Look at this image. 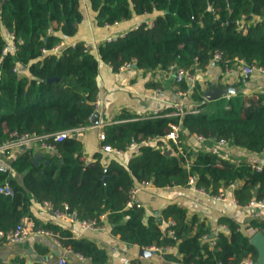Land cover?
I'll return each mask as SVG.
<instances>
[{
    "label": "trees",
    "instance_id": "trees-1",
    "mask_svg": "<svg viewBox=\"0 0 264 264\" xmlns=\"http://www.w3.org/2000/svg\"><path fill=\"white\" fill-rule=\"evenodd\" d=\"M80 1L0 0V143L13 131L45 134L90 125L99 59L113 71L132 59L135 68L142 70L176 65L193 71L195 62L203 67L219 52L231 63L242 59L264 66V0H87L99 27L128 20L133 14L152 15V25L141 23L122 37L99 42L97 55L83 40L53 51L62 40L73 37L83 21ZM3 28L12 32L17 46L5 54ZM218 65L223 69L222 63ZM49 77L58 79L48 83ZM179 88L185 89L187 84L182 81ZM191 99L199 109L196 114L132 120L136 116L123 112L115 117L117 122L105 124L101 145L124 150L132 140H145L125 164L101 147L86 161L80 138L57 143L56 150L37 164L32 162L33 148H24L12 158L10 169L0 167V184L8 181L13 188L11 196L0 194V230L13 228L30 213L33 202L49 201L56 207L66 203L82 219L107 212L112 233L126 243L175 247L179 259L174 253H162L169 261L232 264L249 258L256 262V247L233 219L218 220L229 232H218L211 248L202 239L205 233L209 236V230L195 216L187 217L177 204H168L160 217L146 216L143 207L124 208L130 188L142 180L155 187L185 186L191 176L197 187L211 194L241 181L232 190L238 205L264 201V163L257 171L248 158L232 162L200 148L190 155L193 160L186 168L175 146L170 154L161 149L170 125L179 124L182 136L223 138L233 147L258 154L264 148V91L256 95L236 92L228 99L207 101L195 86ZM103 154L110 155L105 163ZM167 220L173 223H165ZM251 227L264 230V220H252ZM35 228L57 232L60 243L88 258L89 264H108L103 248L85 237H73L59 222L40 224L35 220ZM13 264L25 262L16 259ZM33 264L47 263L38 260Z\"/></svg>",
    "mask_w": 264,
    "mask_h": 264
},
{
    "label": "crops",
    "instance_id": "crops-1",
    "mask_svg": "<svg viewBox=\"0 0 264 264\" xmlns=\"http://www.w3.org/2000/svg\"><path fill=\"white\" fill-rule=\"evenodd\" d=\"M80 9L83 13V21L78 24L77 32L73 37L67 40L64 39L61 42L65 46L66 44H73L76 40H83L96 55L97 44L106 36L125 35L129 30L136 28L143 22H153L152 15L143 14L138 16L133 14L128 20H122L107 28L104 26L99 27L95 23L94 12L90 9L87 0L80 1ZM3 34L6 36L4 28ZM245 77L237 69H232L230 73L224 74L218 63L210 60L201 72L195 74L194 87L198 86L200 88L203 92V97L204 90L211 85L218 89L229 85L230 89L226 93L230 95L229 97L236 92H243L244 94L248 92L250 95H256L264 91V75L254 72L247 78ZM179 83L175 82L173 74L167 69L142 70L133 67L128 70L113 71L109 64L99 59L96 75L98 88L96 96L98 108L96 111L99 112V124L117 122L114 121L115 117L123 112L138 116L159 110L169 114L167 116H171L170 113L174 111L172 104L176 101L182 102L184 108H197L191 99L192 93L186 96L178 94L179 91L186 90V88H179ZM226 94H222L220 98L228 99L229 97L227 98ZM204 99L207 100L205 97ZM98 131L99 128L94 127L87 130L80 138L83 142V156L86 161L90 160L91 155L101 147ZM183 141L182 147L188 149L191 156L200 148H204V150L217 152L232 162H238L243 158H248L251 163L261 161L257 154L249 153L244 149H239L229 144L219 146L213 140H195L192 134L183 135ZM172 145L170 142L163 140L161 149L164 151L169 150L167 154H170ZM136 148L137 146L119 156L120 160L125 164L130 153L136 152ZM33 150L34 153L41 152L44 157L46 155V153L35 148ZM108 155H102V162L105 163L110 158V155ZM12 158L13 155H9L7 158H0V167L10 169ZM192 160L190 159V162ZM240 183L241 181H236L227 189L225 187L218 188V192L215 195L222 191L226 196V200L215 199L209 195L211 193L199 191L195 181L194 185L165 187H155L150 183L149 187L138 191L136 198L142 203L146 216L154 215L160 217L162 209L170 203L181 206L185 210L187 217L195 216L209 230V236L205 233L209 237L208 240L213 238L214 234L218 232L228 234L229 231L226 225L218 221L223 217L235 220L239 225L240 231L247 235L250 240L254 234L263 230L261 228H252L251 221L260 222L264 220V204L255 203L251 206L236 204L232 190L238 187ZM21 219H24L27 226L33 229H36L35 220L40 224L59 222L70 230L73 237H85L93 241L98 247L103 248L108 257V264H145L149 262L153 264H182L177 260H166L162 256V253L166 251L174 253L176 258L179 259L180 255L175 252V247H165L163 249L145 248L150 251V254L142 256L138 252L139 246L122 241L117 235L112 233L109 225L107 229L102 231H82L75 224L69 225L54 219L51 214L45 211L42 203L33 202L30 206V213L24 215ZM209 247H211L210 243ZM59 256H65L67 264H89L88 258L80 257L75 252L67 250L63 245L61 247L55 246L48 236L37 232L31 233L24 240L15 243H0V263L3 264H13L16 259H23L25 264H33L38 260H44L47 264H57ZM253 264L260 263L256 261Z\"/></svg>",
    "mask_w": 264,
    "mask_h": 264
},
{
    "label": "built area",
    "instance_id": "built-area-1",
    "mask_svg": "<svg viewBox=\"0 0 264 264\" xmlns=\"http://www.w3.org/2000/svg\"><path fill=\"white\" fill-rule=\"evenodd\" d=\"M242 18L244 16L242 15ZM118 22H115L114 24H117ZM146 26L150 27L152 25V22L146 21L143 22ZM238 23V21H237ZM112 24L105 23L104 27H109ZM5 34H6V41L4 43L3 49H2V54H5L8 51H14L16 50L17 46L15 42L13 41L12 37L13 34L12 32L8 31L5 29ZM117 36L122 37L124 34H118V35H113V36H106L102 41H112L117 38ZM63 47L62 42L59 44L55 45L52 50L53 51H59L60 48ZM45 51V50H44ZM211 61L216 62V63H222L223 64V73L228 74L232 69H237L243 76H248L254 72L259 73L260 75H264V66L258 65V64H248L244 62L242 59H238L236 62L231 63L229 59L227 58H222L221 54L219 52H214L212 54V59ZM135 64V61L132 59L128 62H125L122 64L118 71L122 70H128L130 68H133ZM205 66L200 67L198 65V62L194 63V68L193 71H190L189 69L179 67L176 65H170L168 66L167 70L170 71L173 74L175 82H185L187 84L186 90L179 91L178 94L186 96L193 91L194 87V82H195V74L197 72H201ZM15 70V68H14ZM230 95L226 94V97L228 98ZM95 105V111L98 108V101L95 100L94 102ZM174 111L170 113V115H179L180 117L185 115V114H196L199 112L197 108H184L182 106V102L176 101L172 104ZM169 114H165L159 110H154L153 112L149 114H143V115H138L132 120L136 119H141V118H154V117H164ZM92 118V116H91ZM105 124H98V125H93L92 123L90 125H79V126H74L66 129H61L57 130L54 132L50 133H45V134H37L34 132H24V133H18L16 131H13L9 134L8 138L4 140L3 142L0 143V158H7L9 155L16 156L18 153H20L24 148H35L39 151H42L44 153H50L54 152L56 150V144L63 141L64 139L67 138H81L84 133L92 129L94 127L99 128L98 131V137L99 140L102 141L104 140V132L102 131V127ZM181 127L179 124H171L170 125V130L163 136V139L165 142H170L171 144L176 146L177 153L181 154L184 157V167L189 168L190 166V155H188V149L183 148V136L180 132ZM195 140L199 141H205V140H210L202 135L198 134H192ZM145 140H132L127 147L124 150L114 148L108 144H102L101 149L105 152L109 153H114L115 155L121 156L131 150L132 148L138 146L139 144L144 143ZM217 145L219 146H226L228 145V140L226 139H219L215 141ZM259 159L261 161L257 163H252V168L259 171L264 163V148H262L259 153L257 154ZM188 184L194 185V178L189 177L188 179ZM150 182L146 180H142L139 182V184L134 185L130 188L129 190V195L128 198L125 202V207L128 208L130 206H136V207H143L142 203L139 202L136 198L137 193L140 189L149 187ZM201 192L205 191L202 188L198 189ZM0 194L2 195H13V188L9 184L8 181H4L2 184H0ZM207 194V193H206ZM215 199L219 200H226V196L224 195V192L219 191L218 194H209ZM233 201V199H232ZM255 203L259 204H264V201H255L251 200L247 203L246 206H251ZM42 206L47 211L51 216L59 220L61 222H65L66 224L69 225H77L81 228L82 231L87 230V231H102L108 228V220H107V212H102L98 215L97 218H86L82 219L79 218L76 213L72 210H70L69 206L66 203H63L61 207H56L54 206L51 202L49 201H42ZM125 218H128V215H125ZM168 224H172V220H167ZM224 227V225H223ZM264 231V230H262ZM37 232L40 234H44L48 236L53 244L57 247H61L62 244L59 241V236L57 232H53L49 229L45 228H36L33 229L31 227H28L26 224V221L24 219H21L13 228L8 229L6 231L0 230V243L5 242V243H15L21 240H24L27 238L31 233ZM167 232L172 235L171 230H167ZM217 234L215 233L213 238L207 237L206 234L202 235L203 240H208L210 243L211 248L216 244V238ZM67 250L71 251L70 248L66 247ZM142 248H148V249H155L156 247H142ZM72 252V251H71ZM80 257L82 255L76 253ZM254 262L250 260L249 258H243L241 259L238 263H232V264H253ZM3 264V263H0ZM57 264H67V259L65 256H59L57 259ZM216 264H221L220 262H217Z\"/></svg>",
    "mask_w": 264,
    "mask_h": 264
},
{
    "label": "water",
    "instance_id": "water-1",
    "mask_svg": "<svg viewBox=\"0 0 264 264\" xmlns=\"http://www.w3.org/2000/svg\"><path fill=\"white\" fill-rule=\"evenodd\" d=\"M135 67V64H134ZM58 79V77H49L47 78V82H52V81H56ZM230 89V86H224L223 88H216L214 85H211L208 89L204 90V97L208 100H215L217 98H220L222 94H226ZM236 91V90H235ZM98 116H99V112L98 111H94V113L92 114V118H91V123L93 125H98L99 124V120H98ZM165 153H169L168 151H165ZM44 158V155L41 152H35L34 156H33V160L32 162L34 164H37L41 159ZM48 161L45 160V163H47ZM250 243L252 245H254L258 251V258H257V262L260 264H264V232L262 230L258 231L256 234H254V236L249 240ZM138 252L140 255L142 256H148L150 254V251L139 247Z\"/></svg>",
    "mask_w": 264,
    "mask_h": 264
},
{
    "label": "rangeland",
    "instance_id": "rangeland-1",
    "mask_svg": "<svg viewBox=\"0 0 264 264\" xmlns=\"http://www.w3.org/2000/svg\"><path fill=\"white\" fill-rule=\"evenodd\" d=\"M245 95H250L248 92H245ZM254 95V94H253ZM202 143V142H201ZM47 154V153H46Z\"/></svg>",
    "mask_w": 264,
    "mask_h": 264
}]
</instances>
